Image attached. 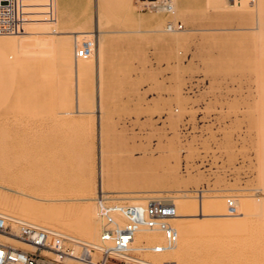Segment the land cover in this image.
Returning <instances> with one entry per match:
<instances>
[{"label":"rangeland","instance_id":"374dc122","mask_svg":"<svg viewBox=\"0 0 264 264\" xmlns=\"http://www.w3.org/2000/svg\"><path fill=\"white\" fill-rule=\"evenodd\" d=\"M155 1L54 0L53 19L30 23L22 35H0V196L14 207L23 200L13 189L41 193L27 175L51 157L78 156L83 160L34 182L84 177L95 192L94 206L103 192L120 204L134 203L118 197H145L140 203L181 195L197 202L202 196L250 203L257 197L262 204L264 0H249V6L239 0H175L174 15L156 12ZM169 22H182L184 30L168 32ZM84 39L93 40L95 50L77 60L75 44ZM53 139L59 152L49 156ZM80 191L56 186L48 194L53 200L40 201V208L56 213V222L72 218L57 214L66 202L60 198ZM226 209L206 219L226 220ZM262 217L241 223L231 218L236 223L218 236H196L194 255L205 258L203 264H264ZM99 232L98 221L94 241ZM159 257L152 258L177 260Z\"/></svg>","mask_w":264,"mask_h":264},{"label":"built area","instance_id":"2783aa9c","mask_svg":"<svg viewBox=\"0 0 264 264\" xmlns=\"http://www.w3.org/2000/svg\"><path fill=\"white\" fill-rule=\"evenodd\" d=\"M156 12L174 15L175 0H156ZM54 18V0H0V35L25 34L32 22ZM168 32L184 30L182 22H169ZM91 39L75 44V57H90ZM100 222L98 239L80 242L45 226L0 213V264H170L152 257L168 253L179 244V218L175 203L149 198L142 203L120 204L101 193L95 201ZM235 206L229 208L236 214ZM148 239L139 242V235Z\"/></svg>","mask_w":264,"mask_h":264},{"label":"bare ground","instance_id":"6f19581e","mask_svg":"<svg viewBox=\"0 0 264 264\" xmlns=\"http://www.w3.org/2000/svg\"><path fill=\"white\" fill-rule=\"evenodd\" d=\"M239 3L242 4V5L249 6L248 5L249 0H239ZM71 33L75 34L76 39L78 40V38L80 36L78 33H80V32L75 31V32H71ZM75 36H74V38H75ZM69 51L70 50L68 49L67 53H69ZM72 51H74V50H72V48H71V51H70L71 54L69 53L70 57H71V55H73ZM71 59H72V57H71ZM17 116L18 117H22V119L24 117H26L23 114H19ZM50 145L52 147L49 146V150L47 152L49 154V156L57 154L59 152L57 150V148L59 147L58 141L53 139V140H51V144ZM101 150H102V148H101ZM105 152H106L105 150L101 151L102 154L105 153ZM122 152H124V151H122ZM125 152L126 153H131V152H133V150H131L129 148H126ZM102 154H100V155H102ZM123 155H121V157H123ZM75 156H77V155H75ZM121 157H120V159H121ZM82 160H83L82 156L81 157H79V156L78 157H74V158H72L70 160H56V159H53L51 157L49 159V161L47 162V164L44 165V166H41L40 169L37 172H35V173L32 172L30 175H27L28 184L29 183L30 184H36V186L39 187L41 193L34 192V193L30 194V193H27L28 191L26 192L25 190L22 191L20 189L19 190H14L13 189V191H15L20 196H22L21 198L23 200V203H19L17 206L14 207L12 205V203L10 202L8 197L0 196V213L6 215L8 217H11V218L18 219V220H21V221H24V222L33 223V224L44 225L42 223H47L48 225L51 226V229L55 228V230L57 228H60L62 230L63 229H67L66 233L64 231H61V230H58V232L64 234L67 237H71V238H73V239H75L77 241H80V242H91L92 240L94 241V239H95V237L97 235L98 218H97L96 210H95L96 206H94V204H93V201H94L93 195L95 194V192L89 186V184L87 183V182H91V181L87 180L84 177H75L76 180L78 179L80 182L79 181L70 182L73 179L72 177H71L72 179L69 177L71 180L69 178L66 179V180L65 179L62 180V178H58L57 177L55 179H58L59 182H34L35 180H43L45 178H49L51 176L50 175L51 174L50 171H53V172L64 171L72 164V162L76 163V162H80ZM101 160H102L101 161V166H102L101 168L102 169H101V182H100L101 184L100 185H101V188L103 189V184H104L103 179L106 176V174H105L106 171L104 172V168H106V167H104L103 164H104L106 159L104 160V159L101 158ZM124 161H126L128 163V160H126V158H124L123 162ZM131 161L134 162L135 164L137 162H138V164H140V162L135 160L134 157H133V160H131ZM145 161L143 160V162H145ZM143 162H142V165H143ZM151 162H152V160H151ZM152 163H154V162H152ZM144 164H146V162ZM125 166L127 167L128 165H125ZM125 166H124V169H125ZM133 166H134V164H133ZM143 167L145 168L146 166H143ZM44 168H48L49 172L45 173L44 172ZM147 168H150V165ZM123 170L121 172H123ZM125 170L127 171L128 167ZM131 171H132V173L139 172L138 170L134 171L132 169H131ZM125 172H123V173H125ZM127 173L128 172H126V174ZM129 173H131V172H129ZM139 174H140V172H139ZM108 175H110V174H108ZM123 176H122V178H123ZM24 177L26 178V176H24ZM139 177H140V175H139ZM61 180H62V182H60ZM106 181H107V178H106ZM120 181L123 182L122 179ZM136 181H138V179H136ZM131 183H132V181H131ZM106 184H107V182H106ZM126 185H127V183H126ZM128 185H130V184H128ZM56 186H65V187L70 188L71 190L76 189V188H80L81 189L80 193L76 197H69L66 200H64V199L61 200V198H60V201H66V202L63 203L60 207H58L57 214L72 215L73 216L72 218L71 217H66L67 219L63 217V219L60 222H56L54 220V215L56 213L50 214L48 211H45V210L41 209L44 205H40V201L44 202V201H52L53 200V198L51 196H49L48 194H49L50 190L52 188L56 187ZM94 187L96 189V186H94ZM102 189H101L100 192H97V193H101ZM118 193L119 192H117V194ZM175 196H177V195H175ZM181 196L180 197H173L174 198L173 202L175 203V205L177 207L178 216H179V218L175 221V224H176V226H177V228L179 230V237H180V241H181V247H179V249H174L173 251H170L168 253H164V254H161V255L157 256V257L161 256V257H159L161 259L165 258V259H168V260L172 259L173 257H176L177 258L176 261H174V260L169 261V262L167 261L170 264H203V261H204L205 258L195 256L194 253H193L194 252L193 249L196 247L195 241L193 242V240H195L194 238L196 236L202 235V234H213V235L218 236V234H220V231L222 229L225 231V230L231 228L232 225L236 223V221H234L235 219L233 220L231 218L239 217L240 218V222L239 223H241V222H247V221H249L252 218L254 220L253 222H255L256 220L254 218L264 216V201L262 202V204H260L261 202L259 204H257L258 202L255 201V200L258 199L257 197H256V199H253V202L250 203V201H248V200H247L248 202L245 201V200H239L238 199L239 197L235 198V196H234V198L230 197V199L226 197L227 199H225L224 201H221V199H220V201H214V200L210 199L212 197L209 198V197L202 196V199H201L200 202H197L196 200H193V199L191 200L190 199L191 197L188 198V197H184V196L181 197ZM27 198H30L31 201H27ZM118 198H120L119 200H121V199H124L125 201L128 200L130 202H133L134 204L138 203L140 199H145V197H141V196H136V197H133V196L130 197L129 196V197H122V198L118 197ZM193 198H194V196H193ZM196 198H198V197H196ZM222 198H223V196H222ZM241 201H243V202H241ZM140 203H142V202H140ZM237 203L238 204L240 203L242 207L241 208H237L238 212L236 214H226L225 216L228 219L220 221V222H215V221L213 222V221H209V219H206V218H209V217L216 216L218 214L220 215V213L223 212V209L225 207L227 208L226 211L228 212L229 211L228 210L229 205L232 204V205H230V207H231V206H235V204L237 205ZM199 207H200V213H197ZM39 209H41V210H39ZM39 211H41V212H39ZM44 212L46 213L47 216L48 215H50V216L49 217L44 216V214H45ZM20 216H22L24 218H22ZM225 216H221V217H225ZM182 217L191 218V219H193V221H184L182 219ZM262 218H264V217H262ZM238 221L239 220H237V222ZM243 224H245V223H243ZM261 225H264V223L261 224ZM261 225L259 226V228L261 227ZM248 226H249V224H248ZM255 229H257V228H255ZM235 230H237V227H236ZM67 231L71 232V233L73 232V233H75L77 235L73 236V234L72 235L68 234ZM213 235H210V236H213ZM262 237H264V236H262ZM204 238L207 239L208 236L207 237H203V239ZM146 239H148V235H146V234H140L139 235V242H141L142 240H146ZM199 239H200V237H199ZM217 239H219V238H217ZM253 242H255L254 239H253ZM263 245H264V243H263ZM245 247H247V246H245ZM248 247H249V245H248ZM251 247H253V244H252ZM258 247H260V246L258 245ZM247 249H249V248H247ZM250 249H252V248H250ZM257 249H259V248H257ZM244 250L245 249H243V251ZM240 252H241V249H240ZM252 252L254 253V251H252ZM260 252H261V250H260ZM206 257L210 258V255L208 254ZM256 258L258 259V257H256ZM260 259L262 260V258H260Z\"/></svg>","mask_w":264,"mask_h":264}]
</instances>
